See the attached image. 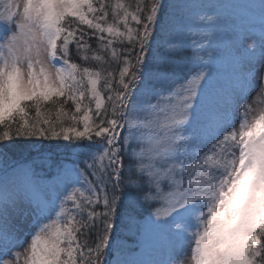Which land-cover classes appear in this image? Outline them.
<instances>
[{
  "label": "snow or ice",
  "instance_id": "1",
  "mask_svg": "<svg viewBox=\"0 0 264 264\" xmlns=\"http://www.w3.org/2000/svg\"><path fill=\"white\" fill-rule=\"evenodd\" d=\"M253 91L264 0H0V264H264Z\"/></svg>",
  "mask_w": 264,
  "mask_h": 264
},
{
  "label": "rangeland",
  "instance_id": "2",
  "mask_svg": "<svg viewBox=\"0 0 264 264\" xmlns=\"http://www.w3.org/2000/svg\"><path fill=\"white\" fill-rule=\"evenodd\" d=\"M215 2L218 3H233V4H255V5H259L260 0H215ZM258 7L256 9H253L251 11L257 12L258 13ZM217 75L218 78L220 80V83L223 85L227 79L228 76V68L226 66V64H221V66L218 68L217 70ZM262 75L258 74L257 78H256V82H257V91L259 90V85H260V81H261ZM257 91H253L249 97H248V101L251 107V112L249 113V119L251 120L254 116H257L261 111H264V96H258L257 95ZM239 124V119H237V127ZM128 233L132 236L135 237V242L133 243H127V242H119L118 243L120 245H122L125 250L129 253H135V254H139L141 249L139 247V238L138 235L135 233V231H129ZM30 239V238H29ZM114 255H116L114 253ZM189 255H190V250H189ZM115 257V256H114ZM114 257L112 259H109L108 262L109 264H112V261L114 259Z\"/></svg>",
  "mask_w": 264,
  "mask_h": 264
},
{
  "label": "trees",
  "instance_id": "3",
  "mask_svg": "<svg viewBox=\"0 0 264 264\" xmlns=\"http://www.w3.org/2000/svg\"><path fill=\"white\" fill-rule=\"evenodd\" d=\"M72 52H73V59L74 60H77V62H80L76 56H75V50L74 48L72 49ZM42 143L43 145L47 146L49 144L48 141H42L40 142ZM52 143H55V142H52ZM63 143V142H61ZM38 147H39V144H38ZM31 155H35L36 154V151L35 150H29ZM53 151L56 153V156L57 158H59L60 155H63L64 154V150L63 149H53ZM25 155L29 154L28 152H25L24 153ZM47 171V169H45V172ZM123 211V210H122ZM117 240H120V239H126L128 237L129 234H126L125 232L128 231V229L124 226V220H123V217H121L120 220H118L117 222Z\"/></svg>",
  "mask_w": 264,
  "mask_h": 264
}]
</instances>
